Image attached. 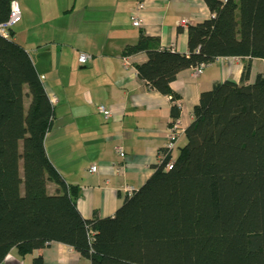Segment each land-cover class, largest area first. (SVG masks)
<instances>
[{"label": "trees", "instance_id": "trees-1", "mask_svg": "<svg viewBox=\"0 0 264 264\" xmlns=\"http://www.w3.org/2000/svg\"><path fill=\"white\" fill-rule=\"evenodd\" d=\"M12 0H0V24ZM212 17L188 28V53L141 33L123 58L150 91L170 96L185 70L241 58V81L202 92L176 157L160 151L154 173L115 215L85 219L79 191L54 167L45 147L55 108L29 53L0 34V264L61 243L91 264H264V0H205ZM26 99L29 104L26 107ZM49 183L56 192L49 193ZM33 264H44L35 257Z\"/></svg>", "mask_w": 264, "mask_h": 264}, {"label": "crops", "instance_id": "crops-1", "mask_svg": "<svg viewBox=\"0 0 264 264\" xmlns=\"http://www.w3.org/2000/svg\"><path fill=\"white\" fill-rule=\"evenodd\" d=\"M15 1L23 15L11 34L29 53L60 114V129L55 114L45 140L49 159L65 181L78 188L83 218L92 219L95 212L100 218L112 217L131 195L125 189L137 191L154 173L160 151L169 144L173 120L170 96L148 90L138 78L136 66L147 55L128 57L131 66L125 67L122 51L145 33L160 38L165 49L188 53V28L211 18L209 7L205 0ZM137 19L139 27L133 25ZM81 53L92 56L87 65L79 64ZM247 61L219 58L198 77L192 69L179 74L171 88L184 132L202 92L218 82L239 83ZM255 61L264 63L254 59L252 64ZM99 105L112 110L111 119L103 118ZM185 143L183 134L173 148L174 157L175 149ZM118 147H123L124 156L117 153ZM92 166L97 173L89 171ZM56 188L49 183V193ZM37 256L44 264H91L61 243L25 257L13 249L1 264H33Z\"/></svg>", "mask_w": 264, "mask_h": 264}, {"label": "built area", "instance_id": "built-area-1", "mask_svg": "<svg viewBox=\"0 0 264 264\" xmlns=\"http://www.w3.org/2000/svg\"><path fill=\"white\" fill-rule=\"evenodd\" d=\"M22 15H23L22 8L19 2L12 0L10 4L9 18L5 23L0 24V34L5 37H9L10 30L22 20ZM140 23H141V20L137 19L136 21H134L133 25L135 27H139ZM183 24L185 25L186 21H184ZM91 60H92V56L86 53H81L78 57L79 64L83 66L87 65ZM123 65L125 67L131 66L130 62L128 61V58L123 59ZM205 67H206L205 65H200L198 67L193 68L192 69L193 75L196 77L200 76L203 73V70L205 69ZM97 110L103 116L105 120L111 119L113 115L112 110L104 105H99L97 107ZM184 133L185 132H184V129L181 125L179 118L173 119L169 127V144L167 145V148L173 149L176 146V143L179 140L180 136L183 135ZM117 153L120 156H124L123 147H118ZM89 171L91 173H97L98 168L96 166H92L90 167ZM117 171H120L118 167H117ZM125 190L129 194H131L134 191L133 188H126Z\"/></svg>", "mask_w": 264, "mask_h": 264}, {"label": "rangeland", "instance_id": "rangeland-1", "mask_svg": "<svg viewBox=\"0 0 264 264\" xmlns=\"http://www.w3.org/2000/svg\"><path fill=\"white\" fill-rule=\"evenodd\" d=\"M259 73H263L264 74V63L262 64L261 62L259 61H255L253 64H252V82L255 80L256 76L259 74ZM55 114L57 115L56 117H58V120H57V130L60 129V127H58L60 124V114H59V111H56ZM179 153V147H177L175 149V155L177 156ZM87 260V259H86ZM89 261V260H88ZM87 262V261H86Z\"/></svg>", "mask_w": 264, "mask_h": 264}]
</instances>
